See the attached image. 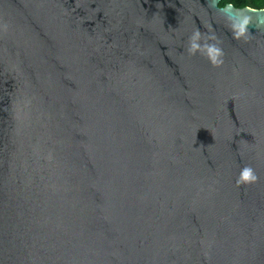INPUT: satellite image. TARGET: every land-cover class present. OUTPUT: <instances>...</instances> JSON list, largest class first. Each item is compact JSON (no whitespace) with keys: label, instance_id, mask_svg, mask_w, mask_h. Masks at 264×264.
<instances>
[{"label":"water","instance_id":"95a60500","mask_svg":"<svg viewBox=\"0 0 264 264\" xmlns=\"http://www.w3.org/2000/svg\"><path fill=\"white\" fill-rule=\"evenodd\" d=\"M220 2L0 0V264H264V8Z\"/></svg>","mask_w":264,"mask_h":264},{"label":"clouds","instance_id":"9594fccd","mask_svg":"<svg viewBox=\"0 0 264 264\" xmlns=\"http://www.w3.org/2000/svg\"><path fill=\"white\" fill-rule=\"evenodd\" d=\"M226 2L230 3L231 0H226ZM247 24H248V19L244 18L240 24L234 25V27L236 28L237 37L242 36L244 34ZM198 39H199V32L195 33L194 36L192 37L193 42L191 43L190 51L193 53L198 49H200V45L195 42ZM205 47H206L207 55L213 64H219L222 62L219 60V57L222 55L221 50L219 48L215 46H205ZM256 180H257V176L255 175L253 169L251 167H244L239 174L237 183L238 184L253 183Z\"/></svg>","mask_w":264,"mask_h":264},{"label":"trees","instance_id":"16d2710c","mask_svg":"<svg viewBox=\"0 0 264 264\" xmlns=\"http://www.w3.org/2000/svg\"><path fill=\"white\" fill-rule=\"evenodd\" d=\"M230 3L234 4L236 7L250 6L254 8H264V0H231ZM226 4H228L226 0H221V6H225Z\"/></svg>","mask_w":264,"mask_h":264}]
</instances>
